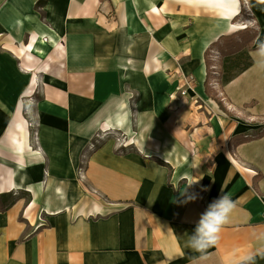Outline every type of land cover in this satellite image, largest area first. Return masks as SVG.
Masks as SVG:
<instances>
[{"label": "crops", "instance_id": "1", "mask_svg": "<svg viewBox=\"0 0 264 264\" xmlns=\"http://www.w3.org/2000/svg\"><path fill=\"white\" fill-rule=\"evenodd\" d=\"M39 1L0 0V145L11 162L12 103L43 91L37 154L25 155L21 186L0 191L12 195L7 207L0 198V264H247L250 254L264 264V0L246 2L260 25L253 64L215 84L230 115L205 91L206 52L234 33L221 4ZM135 92L131 126L113 122ZM134 117L144 152H119L103 133L132 134ZM223 194L236 207L201 261L187 242Z\"/></svg>", "mask_w": 264, "mask_h": 264}, {"label": "rangeland", "instance_id": "2", "mask_svg": "<svg viewBox=\"0 0 264 264\" xmlns=\"http://www.w3.org/2000/svg\"><path fill=\"white\" fill-rule=\"evenodd\" d=\"M248 0H241L243 12L235 19V23H240L245 26V28L234 32L229 35L231 39L221 42V45L214 47L208 51V58L211 63V77H210V88L212 93L217 91L216 83L223 84L222 76L224 73V65L228 67L229 73L234 74L238 72L243 66L248 62V57L242 55V52H248L253 44V36L258 35L260 31V25L257 22H253L249 19L248 14ZM229 46V47H227ZM186 79L191 87H195L196 79L189 73L186 75ZM215 88V89H214ZM30 88H26L27 92ZM182 89H179L180 92ZM25 92L18 97V100L13 105L12 114L19 115L26 122V127L29 131V144L33 150H37L35 146L36 134L38 128V121L36 117V102L39 98L43 96V91L40 87H34V92L31 97H26ZM138 95L135 92L132 96V103L135 106V101ZM263 123V121H262ZM134 131L132 134H126L119 130H111L109 133H103L106 135V139L109 138L116 143L117 151L129 149L130 151H138L139 147L135 144V140L139 138L140 132L137 126V120L133 118ZM253 135V134H252ZM255 135V134H254ZM143 138L146 139L145 136ZM143 139V142L145 141ZM126 144L125 147H120V145ZM145 145V144H144ZM138 148V149H137ZM145 154H150V152L145 151ZM35 162V157H28L26 159V167L32 166ZM1 205V203H0Z\"/></svg>", "mask_w": 264, "mask_h": 264}, {"label": "clouds", "instance_id": "3", "mask_svg": "<svg viewBox=\"0 0 264 264\" xmlns=\"http://www.w3.org/2000/svg\"><path fill=\"white\" fill-rule=\"evenodd\" d=\"M188 2L203 3V0H188ZM237 3L238 0H225V6H232ZM261 52L264 53V45L261 46ZM131 99L132 97H129L128 100H121L114 105L113 122L122 119L126 126H131L133 116L129 107ZM235 207V202L228 195L223 194L220 198L211 202L201 214L187 242L189 248L200 253L199 260H206L208 258L207 250L219 244L221 233L224 227L231 222ZM253 259L254 257L251 254L243 258L247 264H251Z\"/></svg>", "mask_w": 264, "mask_h": 264}, {"label": "bare ground", "instance_id": "4", "mask_svg": "<svg viewBox=\"0 0 264 264\" xmlns=\"http://www.w3.org/2000/svg\"><path fill=\"white\" fill-rule=\"evenodd\" d=\"M208 2L213 4H221L224 7V20H226L227 30L230 32H236L245 28L244 25L240 23H235L233 20L240 13L239 0L238 3L232 6H225V0H208ZM43 40V39H42ZM35 43L31 44L29 48L32 51V54L37 52ZM31 53L25 54L27 58L32 56ZM34 92V86H31L30 89L25 92V96H30ZM6 124L5 119H0V131L4 130V125ZM110 130L111 127L106 125ZM9 136L14 145V152L16 155L15 161L11 162L8 160L7 152L4 150L3 146L0 145V191L7 192L13 191L15 188L21 186V183H18V178L23 171L25 164L24 158L27 154H37L29 144V131L26 127V122L21 118V116L16 115L13 121V125L9 126ZM135 144L138 145L142 152H144L143 147L140 144L139 138L135 140Z\"/></svg>", "mask_w": 264, "mask_h": 264}, {"label": "trees", "instance_id": "5", "mask_svg": "<svg viewBox=\"0 0 264 264\" xmlns=\"http://www.w3.org/2000/svg\"><path fill=\"white\" fill-rule=\"evenodd\" d=\"M45 3H46V0H40L38 5L41 6V5H44ZM256 37H257V35L253 36V39H255ZM226 39L229 41L231 38L230 37H221L220 38V40H226ZM216 45H217V43L213 44V46H216ZM227 47H229V46H227ZM208 51L206 52L207 78H206V81H205V91L208 94V96H210L213 100H215L218 103V105H219V107H220V109L222 111H224L226 114L230 115V112L224 106V103L222 102V100L219 97H217L216 94H213L212 91H211V88H210V77H211L210 67H211V63H210L209 58H208ZM242 55L247 56L249 60L243 66V68L240 69L238 72H236L234 74H230L229 70H228V67L224 65V73H223V76H222V82L224 84L230 82L231 80H233L238 74H240L242 71H244L245 69H247L248 67H250L253 64V61L248 56V52H242ZM263 134H264V131H262L258 135V137L262 136ZM245 139H243V141ZM230 148H231V143H230ZM0 198H1V202H2V206L3 207H7L9 205V203L12 202V200H11L12 195L11 194H6V193L2 194Z\"/></svg>", "mask_w": 264, "mask_h": 264}, {"label": "built area", "instance_id": "6", "mask_svg": "<svg viewBox=\"0 0 264 264\" xmlns=\"http://www.w3.org/2000/svg\"><path fill=\"white\" fill-rule=\"evenodd\" d=\"M104 139V136H98L97 138V142H99L100 140ZM120 147H125L126 148V144L120 145ZM122 152V151H121Z\"/></svg>", "mask_w": 264, "mask_h": 264}]
</instances>
